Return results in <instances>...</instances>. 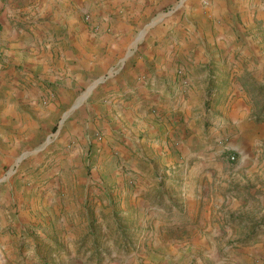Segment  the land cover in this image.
I'll use <instances>...</instances> for the list:
<instances>
[{"label": "crops", "instance_id": "obj_1", "mask_svg": "<svg viewBox=\"0 0 264 264\" xmlns=\"http://www.w3.org/2000/svg\"><path fill=\"white\" fill-rule=\"evenodd\" d=\"M92 1L19 0L17 9L6 7L0 18V157L4 154L13 155L27 141H37L41 137L36 121L41 118L40 112L31 111V120L24 123L17 112L32 109L29 105L35 104L34 99L41 90L45 89L44 93H58V97L68 101L84 85L90 84L92 89L103 83V78H112L97 93L109 99L94 106L95 111L105 117L102 125L107 137L101 143L90 139L83 143L87 145L84 148L85 156L90 155L89 150L93 149L103 152L99 154L98 162L93 164L91 175L88 176V170L78 165L77 151H68V156L58 157L60 162L56 168L41 176L46 178L37 185L42 189H39L37 197L35 194L31 196L25 209H20L22 203H19L13 210L0 212V229L10 223L22 228L31 220L45 221L59 228V198L55 203L48 192L42 191L54 189L53 192L59 193L70 189L71 194L74 193L83 205H79V209L85 211V194L92 190V185L100 184L101 188L123 186V176L119 173V164H122L137 174L139 187H136L134 196L145 193L150 187L153 189L156 184V191L164 201L156 214L143 221L146 223L147 220L152 222L155 219V233L140 238L130 254L112 264H159L156 261L181 264L185 255L203 250L206 244L221 239L223 235L221 227L211 224L210 220L207 225L200 221L196 224L198 209L203 207L200 219L207 215L204 212L206 206L208 218H218L221 216L220 208L226 206L229 199L220 198V201L205 205L202 192L206 172L201 173L200 167L185 174L184 181L175 191L177 197L169 196V191L159 186L162 177L158 174V168L184 157V154L195 156V136L191 135L186 140L177 137V134L181 137L184 132L183 122L187 121L186 116L193 109L192 98L197 93L195 83L200 80L194 71L205 69L203 78L206 82L203 87L207 93L211 91L210 79L215 78L214 71L211 75L210 70L218 64H229L235 52L241 51L250 60L245 72L252 74L253 69L264 67V6L261 0H100L103 17L108 13H119V30L126 34L124 38L109 41L104 36L101 39L92 38V35H99L105 30L95 17L96 12H91ZM167 4L171 5L170 9L162 11ZM157 7L161 12L154 11ZM85 15L90 16V23L85 21ZM9 17L14 26L10 37L7 35L11 25L7 20ZM141 21H148L144 26V34L150 29L154 33L144 42L143 49L139 50L129 44L127 38L129 33L137 30ZM62 31L68 35L67 46L57 43ZM184 67L193 75L192 91ZM110 69V73L105 72ZM233 71L231 77L234 76ZM242 74L245 73L237 71L238 76ZM65 87H69L72 92L68 94ZM216 90L220 91V88ZM234 92L243 96L247 94L240 83L234 85ZM31 100L34 101L30 103ZM240 109V100L228 109L231 129L234 131L239 129L237 113ZM207 116L209 113L203 111L202 117H193L190 122L199 119L204 127ZM7 129L9 133L16 130L17 136L9 135L7 139ZM76 132L82 136L81 132ZM141 135L144 137L139 139ZM163 137L170 149H167V145H158V139ZM145 138L148 143H145ZM25 156L26 153L22 154L16 165ZM230 158L229 162L235 161H230ZM101 160L104 162L101 163ZM143 161H148L152 170L156 168L158 177L154 184L140 185L145 175L139 171L138 165L146 166ZM167 175L173 177L170 173ZM28 187L31 188V185ZM223 213H226V209ZM5 215L7 218H4ZM96 218V213L94 219L85 214L74 223L84 231V226L89 228ZM159 226L163 227L160 231ZM226 229L229 237L231 232ZM59 230L55 231V236L52 235L57 243L47 240L55 248L67 252L66 242L63 244L58 235ZM87 233L84 231L83 235ZM181 234L185 239L191 236V244L186 245L174 239ZM25 236L18 234L14 237L16 242L19 241L18 247L24 242ZM1 238L0 264H6L10 258L5 259L9 255V246L5 243L10 239L5 236L7 241L1 242ZM21 252L25 259L19 264H37L38 261L34 259L36 250L31 248ZM39 264L52 263L43 259Z\"/></svg>", "mask_w": 264, "mask_h": 264}, {"label": "rangeland", "instance_id": "obj_2", "mask_svg": "<svg viewBox=\"0 0 264 264\" xmlns=\"http://www.w3.org/2000/svg\"><path fill=\"white\" fill-rule=\"evenodd\" d=\"M17 1L19 0H0V18L6 7L17 9ZM101 3L100 0H93V7L90 9L92 13L96 12L94 15L105 30L101 34L98 32L99 35H92V38L101 39L104 36L109 41L124 38L126 34L119 30V13H108L109 15L106 14L103 17ZM261 5L264 6V0H261ZM170 7L171 5L167 4L162 11L165 12ZM156 9L154 11L161 12L158 7ZM7 20L11 24L7 30V35L10 37L14 26L10 17ZM147 22L141 21L137 30L129 33L127 38V42L139 50L143 49L144 42L154 33L152 29L143 33ZM60 38L57 43H65L67 46L68 35L64 31L60 33ZM249 61L239 51L235 52L233 60L231 59L229 64H218L217 67L210 70L211 75L214 71L215 78L210 79L211 91H207V93L203 87L206 82L203 78L205 69L199 68L194 71L196 78L200 77V80H196L195 83L197 93H194L192 98L193 109L190 115L186 116L187 121L183 122L184 132L181 137L177 134V137L186 140L191 135L195 136V156L184 154V157L169 161L168 165L158 168L160 171L158 174L162 177L159 186L169 191V196L177 197L175 191L184 181L185 174L193 171L194 168L198 170L200 167L201 173L206 172L204 191L202 192L205 205L220 201V198L229 199V203L220 208L221 216L218 218L209 219L208 206H206L207 209L204 212L207 215L200 219L199 215L203 211V207L198 209L196 224L200 221L207 225L210 220L211 224L221 227L223 235L221 239L206 244L203 250H195L194 253L188 255L192 256L191 258L185 255L181 259V264H264V67L253 69L252 74L247 73L245 71ZM183 70L192 91L193 75L185 67ZM232 70H234V76L231 77ZM111 71L110 69L105 72L110 73ZM237 71H242L245 74L238 76ZM104 76L106 77V74ZM103 80V83L97 84L92 89L90 84L86 83L87 85L70 96L68 101L58 97V93L54 94L51 91L52 95L49 94L50 92L44 93L45 89H43L40 93L38 92L39 95H36L35 104L29 105V107L32 106V109L17 111L23 123L31 120V111L40 112L41 118L36 121L41 137L37 141H27L13 155L4 154L0 157L1 213L17 208L19 203H22L20 209H25L31 196L35 194L37 197L41 188L37 185L46 179L41 176L50 169L56 168L60 162L58 157L68 156V151H77L78 165L88 170V176L91 175L93 164L98 162V156L103 152L100 149H93L89 150L90 155L85 156L84 148L87 145L84 146L83 143L87 139L101 143L107 137L102 125L105 117L103 118L102 114L97 113L94 109V106H99L109 99L102 94H97L112 78L107 77ZM238 83L245 87L246 96L234 92V85ZM217 88H220V91L216 90ZM64 89L68 94L72 92L69 87ZM34 100H31L30 103ZM237 100H240L241 106L240 112L237 113L240 125L239 129L234 131L231 129V114L228 109ZM203 111L205 114L209 113V116L205 117L204 127L199 119L190 122L193 117H202ZM26 116L29 117L26 118ZM8 131L7 129V139L9 135L17 136L15 135L16 130L13 133ZM76 131L81 132L82 136L78 135ZM143 137L141 135L139 139ZM164 141V137L159 138L158 145L161 147L167 145V149H170L167 141L166 143ZM145 143H148L146 138ZM89 148L91 149L92 146ZM172 148L175 150L174 144H172ZM96 152H98L97 156ZM24 153L26 156L16 165L17 160ZM231 156H234L235 159L232 163L228 160ZM103 162L101 160V163ZM143 163L146 166L138 165L140 166L139 171L145 175L140 181V185L154 184L158 177L155 174L156 168L153 167L152 170L148 161H143ZM155 163L159 164L157 161ZM119 165V173L123 176V186L101 188L100 184L99 186L92 185V190L85 194L83 202L85 211L82 208L79 209V205H83L74 193L71 194L70 189L59 193L53 192L54 189L42 191V193L48 192L55 203L59 198L61 203V207L58 206L60 226L55 228L52 223L41 220H31L29 223H25L22 228H18L12 223L3 226L0 229L1 242L7 241L5 236L11 240L5 243L6 246H9V255L4 258H10V260L7 259L6 264L21 263L25 259L21 250L26 251L31 248L36 250L34 259L38 261L37 264L42 263L43 259L52 264H55V261L60 264L66 262L112 264L130 254L140 238L149 233L154 234L157 226L154 222L156 220L154 219L152 222L147 220L146 223L143 221L146 217L156 214L163 205V197L156 191L157 185L155 184L153 189L150 187L143 194L134 196L136 187H139L137 174L129 167ZM99 166L101 165L99 164ZM167 173L173 177L169 178ZM29 185L31 188L28 187ZM138 199L142 201L138 202ZM100 206L103 208L100 209ZM225 209L226 213H223ZM95 213L96 220L89 228L84 226L83 230L88 233L83 235L84 231L80 230V225H76L74 221L78 218L82 219L85 214L91 215L94 219ZM4 218H7V215ZM162 228L159 226V231ZM226 228L231 232L229 237H227ZM56 230H59L60 234H57L63 240V244L66 242L67 252L55 248L53 243L47 240L48 238L57 243L56 238L52 236L56 235ZM7 234L11 238H8ZM18 234L26 235L24 242L19 247V241L16 242L14 239ZM190 237L185 239L181 234L176 235L174 239L187 245L191 244ZM38 255H42V257ZM151 262L153 261L151 260ZM156 262L159 264L177 263Z\"/></svg>", "mask_w": 264, "mask_h": 264}, {"label": "built area", "instance_id": "obj_3", "mask_svg": "<svg viewBox=\"0 0 264 264\" xmlns=\"http://www.w3.org/2000/svg\"><path fill=\"white\" fill-rule=\"evenodd\" d=\"M85 21H86L87 23H90V22H91V18H90L89 15H85ZM233 160H234V158L231 157V158H230V161H233Z\"/></svg>", "mask_w": 264, "mask_h": 264}]
</instances>
